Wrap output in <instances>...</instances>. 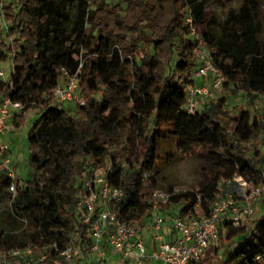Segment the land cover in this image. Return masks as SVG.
<instances>
[{"label": "trees", "instance_id": "trees-1", "mask_svg": "<svg viewBox=\"0 0 264 264\" xmlns=\"http://www.w3.org/2000/svg\"><path fill=\"white\" fill-rule=\"evenodd\" d=\"M204 3L0 0V64L11 61L14 68L8 81L0 77V101L12 97L25 103L13 117L15 131L28 113L40 109L28 136L30 176L21 177L25 186L15 209L40 227L44 240L65 243L76 235L90 243L76 203L85 179L105 172L109 164L107 178L124 191L113 210L129 225L148 220L163 144H173L182 154L199 150L212 160L196 190L174 194L163 206L165 216L187 212L198 202L199 211L208 215L220 181L241 176L252 185L262 182L264 48L255 0L230 11L221 33L202 35L226 77L222 90L241 91L247 107L229 111L228 98L217 95L195 115L184 111L198 66L197 40L187 19L201 22ZM79 57L85 105L73 104L68 111L52 91L64 80L63 70L77 71ZM10 183L0 164V191ZM256 209L248 227L221 222L219 239L200 264L264 263V198ZM10 216L8 210L0 213V228Z\"/></svg>", "mask_w": 264, "mask_h": 264}, {"label": "built area", "instance_id": "built-area-1", "mask_svg": "<svg viewBox=\"0 0 264 264\" xmlns=\"http://www.w3.org/2000/svg\"><path fill=\"white\" fill-rule=\"evenodd\" d=\"M187 23L191 35L197 40L194 53L198 66L193 73L195 84L188 86L186 91L184 111L195 115L206 101L216 99L226 77L215 67L213 54L202 41L195 20L189 17ZM82 66L80 60L74 74L63 70L64 80L52 91L53 97L61 104L85 105L78 82ZM12 72L13 66L11 75ZM0 77L5 79L2 69ZM24 107L22 99L5 97L0 101V164L5 176L11 181L7 188L0 191V213L8 210L11 215L2 220L4 224L0 228V264H82L84 258L105 264L108 250L117 256L114 264H144L150 261L200 264L219 239L220 223L227 221L236 228L248 227L256 214L258 202L264 198V173L258 185H252L237 176L218 183L217 199L208 215L199 211L201 203L198 202L194 209L187 212L177 210L172 216H165L163 206L174 194L184 191L157 188L150 194L151 217L129 225L113 210V206L123 198L124 191L107 178L112 169L109 164L107 172H97L85 179L76 203V213L86 227L90 243L85 244L76 235L70 236L65 243L46 241L40 227L33 225L28 216L15 209L19 192L25 183L12 166L10 144L1 140L14 130L13 117ZM146 231L152 233L150 242L145 237ZM7 237H12L11 242L4 241ZM21 237L31 239L23 244L14 242L13 239Z\"/></svg>", "mask_w": 264, "mask_h": 264}, {"label": "rangeland", "instance_id": "rangeland-1", "mask_svg": "<svg viewBox=\"0 0 264 264\" xmlns=\"http://www.w3.org/2000/svg\"><path fill=\"white\" fill-rule=\"evenodd\" d=\"M255 1L258 5V22L262 28L260 40L264 48V0ZM204 2L203 20L197 24V29L201 35L205 34L208 30L216 34L221 33L223 23L228 18L230 11H238L244 0H204ZM0 17H2L1 14ZM79 59L82 60L81 57ZM11 66V61L0 64V69L4 70L5 80L7 81L11 75ZM217 95L218 97L228 98L227 109L229 111L240 108L245 109L247 107L246 98L241 91L233 93L230 88H226L220 90ZM262 104L264 105V100ZM64 107L68 111H71L73 104L65 105ZM39 111V108H35L33 112L27 114L26 122L18 131L12 130L5 135L7 137L1 138L2 141L8 142L14 138H18L15 140L17 143L15 142L16 145L12 152L14 158L18 156L17 159L19 161L14 168L23 179L29 178L30 176L31 167L28 163V136L30 130L35 126L36 120L39 118ZM200 153L197 150L195 153L182 154L176 151L173 144H163L156 164V177L159 188L165 190L173 187L177 191L196 190L199 184L206 178L210 165L212 164V160L204 157ZM155 264L164 263L155 262Z\"/></svg>", "mask_w": 264, "mask_h": 264}, {"label": "crops", "instance_id": "crops-1", "mask_svg": "<svg viewBox=\"0 0 264 264\" xmlns=\"http://www.w3.org/2000/svg\"><path fill=\"white\" fill-rule=\"evenodd\" d=\"M7 137V136H3L2 138ZM18 138H14L12 139L10 142L8 141H4L7 142L11 145V148L13 150V148L15 147ZM16 142V143H15ZM18 158V156H16ZM11 158H12V166L15 167L16 164H18V159L14 158L13 152L11 151ZM145 237L147 239L148 242H150V239L152 238V233L149 231H146L145 233ZM117 260V256L113 255L109 250L107 251V261L105 262V264H114V262ZM82 264H99L96 261H93L91 258H84ZM128 264H134L133 262H129ZM144 264H155V261H150V262H145Z\"/></svg>", "mask_w": 264, "mask_h": 264}]
</instances>
